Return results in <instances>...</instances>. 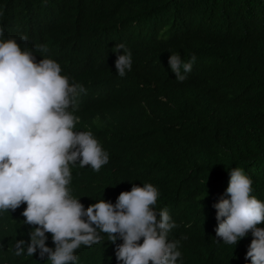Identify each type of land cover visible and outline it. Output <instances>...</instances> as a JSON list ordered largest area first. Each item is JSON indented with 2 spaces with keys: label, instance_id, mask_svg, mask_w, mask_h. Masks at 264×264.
Listing matches in <instances>:
<instances>
[{
  "label": "trees",
  "instance_id": "1",
  "mask_svg": "<svg viewBox=\"0 0 264 264\" xmlns=\"http://www.w3.org/2000/svg\"><path fill=\"white\" fill-rule=\"evenodd\" d=\"M0 28V40L15 39L37 62L54 59L70 84L86 89L74 130L91 131L109 162L99 172L69 165L74 198L85 208L115 204L122 191L151 183L154 208L177 225L169 234L180 241L177 264H249L251 231L236 245L219 240L214 204L228 198L233 168L264 202V0H0ZM120 43L132 60L124 77L115 68ZM172 53L197 58L182 83L169 67ZM25 208L0 212V264H50L39 250L14 254L33 228ZM101 236L75 251L76 264H120L123 241Z\"/></svg>",
  "mask_w": 264,
  "mask_h": 264
},
{
  "label": "clouds",
  "instance_id": "2",
  "mask_svg": "<svg viewBox=\"0 0 264 264\" xmlns=\"http://www.w3.org/2000/svg\"><path fill=\"white\" fill-rule=\"evenodd\" d=\"M37 51L46 53L48 47L38 45ZM113 51L118 53L117 75L124 77L132 68L131 53L123 43ZM196 59L195 54L188 62L178 54L169 56L178 82L187 79ZM85 92L81 84L69 83L54 59L37 62L33 52L22 50L15 39L0 40V212L26 204L24 223L33 226L28 242L16 240L14 254L32 257L39 250L50 264H76L75 251L100 243L104 233L113 243L123 241L115 249L120 264H177L180 241L169 240L177 225L167 209L154 208L159 192L153 184H134L115 204L102 199L87 208L70 194V164L78 161L81 168L99 172L109 162L91 131L74 130L79 122L73 114L77 98ZM229 174L228 198L214 204L216 237L236 245L251 231L245 259L264 264V227L258 226L264 223V202L251 195L252 181L242 169L233 168ZM46 233L54 248L46 244Z\"/></svg>",
  "mask_w": 264,
  "mask_h": 264
}]
</instances>
